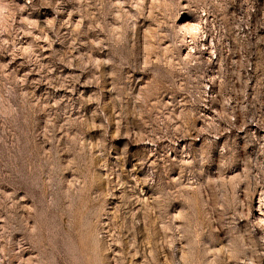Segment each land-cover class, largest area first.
I'll return each mask as SVG.
<instances>
[{
	"label": "rangeland",
	"instance_id": "obj_1",
	"mask_svg": "<svg viewBox=\"0 0 264 264\" xmlns=\"http://www.w3.org/2000/svg\"><path fill=\"white\" fill-rule=\"evenodd\" d=\"M259 207L264 0H0V264H264Z\"/></svg>",
	"mask_w": 264,
	"mask_h": 264
},
{
	"label": "built area",
	"instance_id": "obj_2",
	"mask_svg": "<svg viewBox=\"0 0 264 264\" xmlns=\"http://www.w3.org/2000/svg\"><path fill=\"white\" fill-rule=\"evenodd\" d=\"M201 31V25L195 24L184 33L185 46L189 52H193L197 43V36H200ZM215 47V39L213 37L200 43L201 50L208 56H212V58H215Z\"/></svg>",
	"mask_w": 264,
	"mask_h": 264
},
{
	"label": "bare ground",
	"instance_id": "obj_3",
	"mask_svg": "<svg viewBox=\"0 0 264 264\" xmlns=\"http://www.w3.org/2000/svg\"><path fill=\"white\" fill-rule=\"evenodd\" d=\"M260 206H261V205H260ZM259 208H260V207H259ZM261 208H262V207H261ZM261 208L259 209V210H261V211H260L261 213H259V218H261V219L263 220V222H264V217H263V216H264V215H263V214H264V211H263ZM262 220H261V221H262Z\"/></svg>",
	"mask_w": 264,
	"mask_h": 264
}]
</instances>
